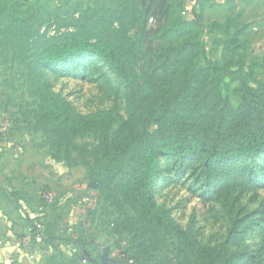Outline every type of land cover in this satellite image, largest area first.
Here are the masks:
<instances>
[{
    "label": "rangeland",
    "instance_id": "rangeland-1",
    "mask_svg": "<svg viewBox=\"0 0 264 264\" xmlns=\"http://www.w3.org/2000/svg\"><path fill=\"white\" fill-rule=\"evenodd\" d=\"M5 1L6 12L20 18L29 33L37 31L45 36L65 25L108 27L120 17L117 22L124 23L127 36L135 40L141 22L132 25L129 0ZM170 1L180 10V17L190 21L193 9L197 11L196 2L204 0ZM220 1L207 0L197 11L201 15L197 60L207 77L204 94H199L196 105L219 118L236 110L241 120H257L264 116V0H241L239 9L231 0ZM240 9L237 28H229L230 33L238 32L230 44L224 23ZM154 22L148 19L147 26ZM184 37L171 34L166 44L175 45ZM23 41L17 45L4 35L0 14V148L2 143L7 146L4 161L9 165L20 163L14 153L23 151L24 168L18 174L30 183L17 196L30 199L27 207L31 211L43 204L45 191L52 192L54 200L44 205L43 232L48 235V249H37L40 258L9 264H191L179 252L176 235L139 219L121 201L115 182L96 190L87 187L89 171L98 158L100 132L90 130L73 137L72 149L57 144L53 126L40 117L39 103L25 86L35 40L25 36ZM41 69L47 89L77 111L114 108L124 114L122 90L108 65L96 55H76ZM159 161L155 199L170 210L183 229L190 227L202 244L210 246L233 234L231 244L240 264H264V150L251 157L225 160L210 169L195 157L162 155ZM51 166L68 171L48 177L38 168ZM19 180L15 178L16 186ZM86 197L94 198L95 206L83 204ZM47 215L52 221L46 223ZM81 251L84 260L75 259Z\"/></svg>",
    "mask_w": 264,
    "mask_h": 264
},
{
    "label": "trees",
    "instance_id": "trees-1",
    "mask_svg": "<svg viewBox=\"0 0 264 264\" xmlns=\"http://www.w3.org/2000/svg\"><path fill=\"white\" fill-rule=\"evenodd\" d=\"M0 1L4 35L17 45L25 36L35 40L25 86L39 103L40 117L53 126L57 144L72 149L73 137L90 130L100 132L98 158L89 171L87 187L96 190L115 182L121 201L139 219L176 235L179 252L191 264H240L231 244L233 234L217 245H204L154 196L162 155L201 158L210 169L225 160L251 157L264 150V116L245 121L236 110H228L219 118L196 105L199 94H204L207 77L197 60L200 43L196 38L201 28L197 11L207 0L196 2L197 11L193 9L190 21L180 17V10L170 0H129L132 25L141 20L135 40L127 36L124 23L117 22L120 17L108 27L81 23L65 25L50 36L29 33L20 18L6 12V1ZM240 14L241 9L224 23V35L230 38V44L238 32L230 33L229 28H237ZM148 19L155 21L153 25L147 26ZM171 34L185 37L175 45L166 44ZM89 53L103 60L114 74L122 90L124 114L114 108L79 112L47 89L42 66ZM26 221L27 227L33 222ZM261 239L264 245V228ZM74 258L84 260V253Z\"/></svg>",
    "mask_w": 264,
    "mask_h": 264
},
{
    "label": "crops",
    "instance_id": "crops-1",
    "mask_svg": "<svg viewBox=\"0 0 264 264\" xmlns=\"http://www.w3.org/2000/svg\"><path fill=\"white\" fill-rule=\"evenodd\" d=\"M211 1L214 2L215 0ZM220 2H222V0ZM240 2L241 0H231V5H234L235 9H239ZM251 3L245 6V10L248 9ZM4 144L5 143H2L0 148V264H9V262L15 260L40 258L37 255V249L41 246H45V248L48 249L46 244L48 235H44L42 241L36 243L31 234L26 231V220L33 216L34 211H31L27 207V201L30 199L17 196L20 195L19 191L22 187L24 189L30 183V179L23 177L24 175L21 177L18 174L22 172L24 168L22 163L24 162L22 161L24 154L21 150H17L16 153H14V159H18V162L21 164H6L4 156L8 148ZM12 161L14 162V160ZM38 168L48 177L49 174L58 173L61 175L63 172L68 171L63 166H51L47 169ZM55 168H57V170ZM17 177H20V180L17 182L18 185L16 186L14 181ZM49 215H47L46 223L51 220ZM54 220L57 222V218ZM45 248L44 250H46ZM31 255H33V257H31Z\"/></svg>",
    "mask_w": 264,
    "mask_h": 264
},
{
    "label": "built area",
    "instance_id": "built-area-1",
    "mask_svg": "<svg viewBox=\"0 0 264 264\" xmlns=\"http://www.w3.org/2000/svg\"><path fill=\"white\" fill-rule=\"evenodd\" d=\"M184 13V12H183ZM54 200V195L50 191H45L42 194L43 204L39 205L36 211L33 213V216L30 218L33 220L32 224L26 227V231L33 235L34 241L40 242L43 239V231H44V212H45V204H50ZM83 204L88 206H95L96 200L94 198L86 197L82 200ZM33 257V255H31Z\"/></svg>",
    "mask_w": 264,
    "mask_h": 264
}]
</instances>
